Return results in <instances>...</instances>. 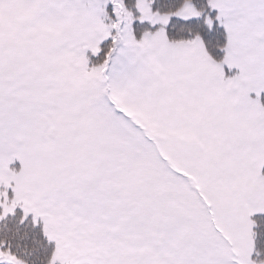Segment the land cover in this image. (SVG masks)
<instances>
[{"label":"snow or ice","instance_id":"obj_1","mask_svg":"<svg viewBox=\"0 0 264 264\" xmlns=\"http://www.w3.org/2000/svg\"><path fill=\"white\" fill-rule=\"evenodd\" d=\"M0 264H264V0H0Z\"/></svg>","mask_w":264,"mask_h":264}]
</instances>
